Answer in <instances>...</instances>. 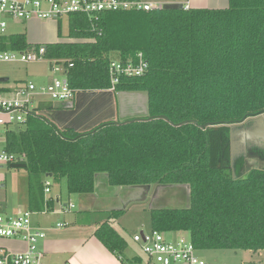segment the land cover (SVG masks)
<instances>
[{
    "label": "trees",
    "instance_id": "1",
    "mask_svg": "<svg viewBox=\"0 0 264 264\" xmlns=\"http://www.w3.org/2000/svg\"><path fill=\"white\" fill-rule=\"evenodd\" d=\"M67 18L69 41L46 45L44 59L87 94L111 87L112 61L136 62L142 53L147 71L122 77L115 90L147 93L149 114L83 132L68 113L41 105L8 130L5 148L30 174V211L55 205L43 178L65 181L70 195L94 193L101 175L117 188L187 186L189 207L152 209L151 231L182 233L199 254L264 252V168L234 177L227 125L264 111V0H230L224 11L166 7ZM40 47L25 34L0 36L2 52ZM121 214L108 213L95 236L126 263L127 242L109 223Z\"/></svg>",
    "mask_w": 264,
    "mask_h": 264
},
{
    "label": "built area",
    "instance_id": "2",
    "mask_svg": "<svg viewBox=\"0 0 264 264\" xmlns=\"http://www.w3.org/2000/svg\"><path fill=\"white\" fill-rule=\"evenodd\" d=\"M160 9L158 6L141 0H0V14L7 15L19 21L37 19L41 21L59 20L70 14H82L89 19L104 12L115 11H151ZM185 9V8H184ZM188 10V7L185 9ZM6 23L0 24L3 33ZM45 49L38 51H0V66L6 63L31 64L44 59ZM60 66L56 62L51 63ZM148 68V63L142 53L137 54V61L123 63L112 61L109 67L111 87L106 90L116 92V86L122 77L142 76ZM64 72V70H63ZM0 83V170L19 163L17 155L9 153L5 148V135L13 126L24 125L28 117L41 105L49 104L40 97L50 98L53 103H67L78 93L71 89L64 72V79L38 87L32 82L22 83L8 90ZM51 183L45 182V193H49ZM72 205L65 208L69 211ZM31 211L17 215L6 216L0 212V238L18 239L26 243L23 252H7L0 257V264H42L44 253L39 249L40 243L46 239V233L35 229L32 225ZM60 226V225H59ZM171 235V234H170ZM133 240L141 245L145 262L140 264H207L199 256L198 251L185 236L169 240L167 234L151 231L134 236ZM71 264V263H69Z\"/></svg>",
    "mask_w": 264,
    "mask_h": 264
},
{
    "label": "crops",
    "instance_id": "3",
    "mask_svg": "<svg viewBox=\"0 0 264 264\" xmlns=\"http://www.w3.org/2000/svg\"><path fill=\"white\" fill-rule=\"evenodd\" d=\"M141 1L153 4L154 6H158L160 8H166L168 6H173V5H181L185 9L188 7V10L224 11L229 9L230 7V0H141ZM1 15L2 14H0V16ZM2 22L4 21L0 20V24ZM27 22L29 24L28 31L30 32H28L29 34L28 33H23V34L26 35L29 44L40 45L41 47H44L48 44L69 41V39H67L66 41L59 40L60 38L59 24L61 25V23L58 22H60V19L56 21L54 20L41 21L37 19H32L29 21H25L24 23ZM10 27L11 26L7 25L6 23V27L3 33L1 32V28H0V36L15 35V34H11L12 32ZM40 32H44L43 37L41 38L39 36H35L34 39L36 40L42 39L41 40L43 41L42 43H46V44L29 42L28 36H32V34L34 33L38 34ZM43 39H47L48 42H44ZM1 78H5V77L0 76V79ZM7 82H4L2 86L3 88H8V90H11L13 88H16L18 85L22 83H27L28 81L17 80L9 84H7ZM52 82L53 81L51 79L46 84H42V85L36 83L34 84H36L38 87H42L45 85H49ZM103 92L111 93L113 95L114 105H115L114 111H112L111 109L113 104L112 98L109 95H99V94L96 97L89 98L87 96H84L83 94L77 93L78 95L76 94L75 97L71 101H69V102H73L75 105L74 108L71 110H65L62 106L64 103L49 102V104L46 105L57 106L61 110L60 112L68 113L66 117L71 116L69 119L70 125L75 126L77 128H81L83 132H86L104 123L119 122L117 117L120 106L116 99V92H109V91H103ZM120 97L121 99H123L122 96ZM132 99L133 100L131 101H134L135 99L140 100L139 98L133 96ZM97 101L99 102L101 101V103L105 104V106H100V108L95 112L94 110L96 108L95 103ZM134 106H136V103L134 104ZM109 110L111 111L110 114L105 115V113ZM145 111L146 110H144V112ZM144 115L148 116L146 112ZM79 117L80 119H78ZM99 184H101V186L106 189V191L100 194L97 193V188ZM4 187H5L4 185L0 186V188H4ZM132 188H137L133 192H136L142 196L138 198V201H145V200L148 201L150 192L152 190L155 192V189L158 187L150 186V187H132ZM125 189H130V188H125ZM49 190H50L49 193H45V198L53 199L55 201V205L53 209L50 211L47 210L42 212L41 211L32 212L33 227L35 229L42 230L46 233V239L43 240L39 245V249L41 250V252L44 253L42 264H69V263L71 264H130L131 263L130 261L136 257L141 258L142 263L145 262V255L142 251L141 245L139 243H136L133 239L132 240L136 244V247L132 251L131 250L129 251L130 248L129 242L125 237L122 236L126 240L128 245L127 250L125 252L126 263H123L117 256L112 254L95 236V232L99 228V226L108 220L107 219L108 213L112 211H122L124 213L129 206L126 205V202L128 204L132 203L128 199L127 195L123 194L125 191L122 192V188L117 189L116 194L110 195L109 191L111 190V186L108 184L107 177L103 175L98 176L95 184L94 193L89 195H76L79 202L78 211H76V204L72 202L71 199L72 195L69 194L70 195L68 199L69 201H64L63 191L61 190L56 191L53 188L52 183ZM175 197L180 199L178 196ZM69 205H72L73 208L69 211H65L64 209L69 207ZM21 207H23V209L15 210L13 215H17L24 211H30L29 187L27 191V196L25 197V200L23 201V205ZM136 235L138 234H135L134 236ZM26 249H27V245L22 240L0 238V257L7 252H23ZM251 263L255 264L254 262Z\"/></svg>",
    "mask_w": 264,
    "mask_h": 264
},
{
    "label": "rangeland",
    "instance_id": "4",
    "mask_svg": "<svg viewBox=\"0 0 264 264\" xmlns=\"http://www.w3.org/2000/svg\"><path fill=\"white\" fill-rule=\"evenodd\" d=\"M0 20L7 23L11 27V34H23L28 33L29 24L21 22L19 20L13 19L7 15H1ZM56 21V20H54ZM61 23V37L59 40L66 41L68 39V18L63 17L60 19ZM10 31V30H9ZM8 34V33H7ZM29 34V33H28ZM27 34V35H28ZM41 35V36H40ZM44 32H40L38 34L34 33L32 36H28V40L31 43H42V39L36 40L35 36L43 37ZM44 42H48L47 39H43ZM39 41V42H38ZM41 42V43H40ZM50 62L47 60H40L36 63L31 64H20V63H6L0 66V76L8 78L9 83H13L17 80H24L28 82H33L39 85L48 83L51 79L52 81L62 80L64 79V72L62 66H54L56 71H52ZM4 83L1 84V86ZM46 86V85H45ZM144 96H143V95ZM132 93V94H123L116 93V99L120 106L119 113L117 119L122 123L128 119H142L145 113L143 110H146V96L144 93ZM78 95V94H77ZM124 99H121V97ZM139 98L140 100L135 99L131 101V97ZM102 97V96H99ZM39 99L44 100L45 102H51L50 98L40 97ZM103 101V100H102ZM105 102V101H104ZM103 102V103H104ZM136 103V106L134 104ZM106 103V102H105ZM117 104V103H116ZM94 106V105H92ZM100 106H105L101 101H97L95 103V112L100 108ZM145 111V112H146ZM110 110L105 113L110 114ZM46 117H49L44 113ZM80 119V117L78 118ZM264 119V118H263ZM244 125H246L244 127ZM261 127V125H257V120L249 119L245 123L240 125L231 126V136L235 133V141L240 136L243 135L246 131H255ZM18 126H13L12 129H17ZM264 129V125H263ZM262 143L254 142H245L244 144L239 142L237 147H233V155L231 150L232 157V167L234 177L246 176L248 172L247 166L245 164V157L248 152L253 150V152H259L257 155L264 156V139L259 138ZM241 140V138H238ZM246 144L247 148H246ZM232 147V146H231ZM235 148V149H234ZM261 151V152H260ZM44 182L51 181L53 188L58 191H63V200L69 201V193L66 190V183L63 181L60 184H54L50 178H43ZM30 174L27 169H11L10 167H5L0 170V186L4 185V188H0V212L3 215L11 216L14 214L15 210L23 209L21 207L23 205V201L27 196V191L29 187ZM117 187H111L110 195H114L117 193ZM137 188L125 189L122 188L123 194L127 195L128 199L132 202L126 205L128 206L127 210L121 214L118 218H113L109 220V223L113 225V227L118 230L119 234L125 237L130 245L129 251L133 250L136 247V244L133 242V237L135 234H140L141 231L145 233L151 232V216L150 211L152 209H161V208H187L189 207V188L187 186H167V187H158L155 189V192L152 190L150 192L149 200L138 201V198L142 197L136 192H133ZM106 191L105 188L99 184L97 188V193H103ZM130 195V197H129ZM178 196L180 199H178ZM157 198V200H156ZM72 202L76 204V211L79 210V202L76 195L71 196ZM186 199V203L185 202ZM120 201V200H119ZM134 202V203H133ZM174 237H181L182 233L169 234L168 239L171 240ZM201 258H203L207 264H264V252L254 253L250 251H232V250H219V251H209V252H201L199 254Z\"/></svg>",
    "mask_w": 264,
    "mask_h": 264
},
{
    "label": "water",
    "instance_id": "5",
    "mask_svg": "<svg viewBox=\"0 0 264 264\" xmlns=\"http://www.w3.org/2000/svg\"><path fill=\"white\" fill-rule=\"evenodd\" d=\"M168 7L183 8V6H181V5H173V6H168ZM43 48L46 50V46H44ZM8 80H9L8 78H1L0 79V83L7 82ZM98 94L99 95H109L112 98L113 104H112V108L111 109H112V111H114L115 110L114 97H113V95L111 93H107V92H102V93L92 92V93H87V94H83V95L91 98V97L98 96ZM144 94L146 96V105H147L146 106V109H147L146 114L148 115L149 114V110H148V95H147V93H144ZM62 106H63V108L65 110H71V109L74 108L75 105H74L73 102H68V103H64ZM263 118H264V111L259 112L258 114H255V115L246 116V117H244L242 120H240L238 122H233V123H228L227 124L229 126H235V125L243 124L249 119L250 120L251 119H255V120H257V125H261V127H258V129L255 130V131H246V132H244L243 135H240L238 137V138H241V140H238V138H237L236 141H235V136L236 135H235V133L232 134V136H231L232 155L234 154L233 153V147L234 146L237 147L239 145L240 141H241L240 143L244 144L245 142H250V143L254 142V141L258 140L259 138H263L264 139V129H263L264 119ZM138 120H141V121L143 120L144 121V119H138ZM146 120L149 121L150 119H145V121ZM123 123H125V122H122L121 124H123ZM184 124H186V123H181V124H178V125L172 124V125H174L175 127H181ZM210 126H212V125H210ZM205 127L206 126H203V128H205ZM26 167H27V165L24 164V163H16V164H12L10 166L11 169H26ZM49 177H51V176H49ZM141 235L143 236V232H141Z\"/></svg>",
    "mask_w": 264,
    "mask_h": 264
},
{
    "label": "flooded vegetation",
    "instance_id": "6",
    "mask_svg": "<svg viewBox=\"0 0 264 264\" xmlns=\"http://www.w3.org/2000/svg\"><path fill=\"white\" fill-rule=\"evenodd\" d=\"M246 125H244L245 127ZM256 143H262L260 139L255 141ZM246 144V148H247ZM261 152V151H260ZM257 153L259 152H253V150H251L250 152L247 153L246 157H245V164L247 166V169H263L264 168V156H260L257 155Z\"/></svg>",
    "mask_w": 264,
    "mask_h": 264
}]
</instances>
